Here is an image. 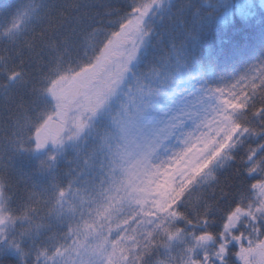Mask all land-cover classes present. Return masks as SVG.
<instances>
[{"label": "trees", "instance_id": "obj_1", "mask_svg": "<svg viewBox=\"0 0 264 264\" xmlns=\"http://www.w3.org/2000/svg\"><path fill=\"white\" fill-rule=\"evenodd\" d=\"M145 14L147 45L131 82L181 68L205 91L228 96L235 134L221 159L216 150L174 188L168 217L137 231L125 264H242L232 238L264 241V206L253 211L264 180V0H0V189L15 222L0 237V257H8L0 264H54L92 218L115 113L55 155L37 136L64 105L61 84ZM237 211L247 215L229 236Z\"/></svg>", "mask_w": 264, "mask_h": 264}, {"label": "rangeland", "instance_id": "obj_2", "mask_svg": "<svg viewBox=\"0 0 264 264\" xmlns=\"http://www.w3.org/2000/svg\"><path fill=\"white\" fill-rule=\"evenodd\" d=\"M154 7L157 13L162 10L160 2ZM147 15L132 16L95 64L61 84L64 105L37 136L41 149L51 148L55 155L87 135L106 111L115 113L105 151L106 180L99 186L102 196L99 202L93 200L92 218L81 222L72 245L53 257L54 264H125L137 231L145 232L168 217L174 188L198 174L208 155L218 150L217 162L231 145L235 132L226 94L205 91L181 68L148 84L131 82L147 45L144 28L152 17ZM255 191L256 212L264 206V180ZM68 195L60 203L65 204ZM246 213L229 217L227 235L235 234V223ZM14 223L0 189V237ZM232 240L242 264H264V241ZM197 248L205 254L203 245Z\"/></svg>", "mask_w": 264, "mask_h": 264}, {"label": "snow or ice", "instance_id": "obj_3", "mask_svg": "<svg viewBox=\"0 0 264 264\" xmlns=\"http://www.w3.org/2000/svg\"><path fill=\"white\" fill-rule=\"evenodd\" d=\"M8 257H7V254H5V256H3V257H0V259H7Z\"/></svg>", "mask_w": 264, "mask_h": 264}]
</instances>
